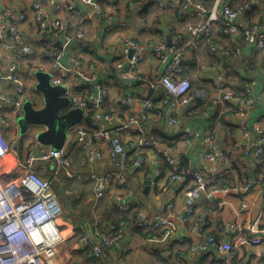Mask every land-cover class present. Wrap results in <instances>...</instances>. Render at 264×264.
Returning a JSON list of instances; mask_svg holds the SVG:
<instances>
[{"label": "built area", "instance_id": "1", "mask_svg": "<svg viewBox=\"0 0 264 264\" xmlns=\"http://www.w3.org/2000/svg\"><path fill=\"white\" fill-rule=\"evenodd\" d=\"M44 1H48L51 8L41 17L43 14L41 3ZM103 1L77 0L68 5H65L62 0H34L33 3L37 27L42 34H49V41L52 39L51 34L54 38V41H51L54 43L51 46L48 43L46 48V55L49 57L46 64L49 66L46 67L38 62L37 71L49 73L51 83L64 86L73 106L80 107L84 111L82 120L73 128L75 130L73 135L74 142L84 157V162L92 170L88 178L94 182L96 200L108 197L109 193V199L115 209L124 213L138 211L135 225L125 222L110 224L104 233H99L95 237L90 232L94 227L81 229L76 245L79 249H88L92 257L100 262L99 264H105L107 260L105 252L109 247H115L120 253L126 252L124 250L129 242L128 230L132 227L156 230L158 233L147 236L148 243L156 250L170 249L174 246L175 233L179 229L175 201L172 199V202H169V212L162 214L152 210H140L134 202L125 198L124 193L122 194V189L131 180L129 170L147 168L150 159L145 155L148 151L153 152L156 159L154 162L162 157L171 166L173 171L170 172L169 180L186 196L184 212L180 215L185 222L195 216L202 194L208 200H213L219 193H237L241 190L237 187L217 186L219 180L224 177L223 170L228 167L231 160L229 153L219 143L211 141L203 152V159L212 164V169L190 167L185 170L181 166L183 156L180 153H174L172 148L161 142L155 133H147L143 124L149 119L154 109L166 108L171 104L184 108L190 104L211 101L207 89L195 88L189 78L183 77L182 65L184 50L198 45L205 39L210 43L211 51H218V46L210 41L214 36V27L217 22L220 21L225 25L226 33H239L238 23L245 21L242 36L256 50L264 51V24L247 16L251 4L257 0H224V2L214 0L215 8L219 7L217 11L221 14V18L214 16L216 22L212 16L208 21L196 20L199 23L189 27L190 30L185 39L177 37L176 30H172L169 35L164 34L162 38L158 37L152 46L158 65L156 71H160L157 74H155L156 71L147 75L138 74L137 66L146 63L144 51L148 46L139 38H129L120 49V54L124 58V63L119 67L123 71V81L119 83L120 85H115L112 82L113 73L103 74L101 69L94 65L89 66L75 57L77 53L73 50L74 40L83 42L86 47L87 38L82 33L73 34L72 26L67 20V17L74 20L75 16H82L86 21L91 19L89 17L103 19L104 15L107 16ZM152 1L165 8L169 0ZM185 1L177 2L180 6L176 12L179 22L189 17ZM8 8L0 11V59L3 57V50L13 54L10 69L5 71L0 68V116L4 117L0 119V264H58L61 246L68 238L64 232V224L60 223V219L66 215L65 209L54 189L53 179L62 170L72 176L69 170L71 159L66 155L67 150L57 151L41 143L27 145L25 148L23 142L25 136H18L15 133L18 131L15 127L16 117H21L25 98L29 93L31 94L23 75V68L19 65L20 61H27V59L17 58L33 55L35 41L24 40L21 35L23 18H15L12 10ZM64 9L67 10L64 17L56 14H61ZM182 16L183 19H180ZM192 20L195 19L192 18ZM108 24L110 26L105 33L112 30L113 25L116 24L125 27L127 20L121 19L117 23L109 17ZM169 37H171V44L168 41ZM62 41L65 44L59 45L58 42ZM97 42L102 47L107 44L104 39H98ZM131 50L134 51L132 59L129 57ZM102 52L106 51L102 49ZM126 61H131L133 68L129 66L128 70H125ZM116 70L115 67L113 72ZM177 73L180 74L179 77ZM30 74L34 75V72L30 71ZM108 82H111L115 89L122 87L132 89L130 93L126 95L123 93L117 97L124 109L122 112L127 113L125 118L121 117V113L105 111L112 97L116 98ZM4 83H8L12 91H5ZM140 85L144 86L145 91L140 88L133 90ZM162 90L165 91V95L158 102V107L152 98L144 97L148 91L157 93ZM251 95L250 91V96L244 101L232 92L224 93L218 102L231 101L234 105L233 111L240 113L249 111L250 107L254 106L255 100ZM36 97L42 98V95H32L33 101L37 100ZM234 97L239 100L234 101ZM101 119L107 125H103ZM8 123L10 126H7ZM178 123V117L168 112L165 127L175 129ZM239 124L243 127L238 129L239 133L234 139V150L250 164L258 163L264 157V136L258 132L259 128L255 129L257 131H252L246 119ZM35 128H43V126H34ZM121 132L123 133L120 134ZM11 133L14 135L13 138L9 137ZM127 133L131 137L125 140L123 135ZM11 155H15L17 161L15 164L7 165L6 162ZM51 161L56 162V169L51 171L53 174H50V177H45L40 173L41 165ZM154 172L152 182L158 184L161 178H164V172L161 168ZM247 190L248 186H245L243 192ZM242 200L244 210L249 200L246 196H242ZM263 218L258 217L247 229L236 223L226 224L225 227L229 232L227 240L222 241L211 233L206 238H202L198 246H193L189 253L182 251L180 257L187 256L190 259L189 264H200V260L194 255L198 252L208 253L210 246H214L220 254L215 257L216 264H237V260H234L232 256L236 253L235 249L252 248L264 243V238L259 235L264 234ZM257 221H261L262 226H255ZM194 227L196 228L197 224ZM247 232L255 236L248 238ZM204 234L202 237H205ZM90 244L93 246V251L89 249ZM192 255L193 259H191ZM260 264H264V258Z\"/></svg>", "mask_w": 264, "mask_h": 264}, {"label": "crops", "instance_id": "2", "mask_svg": "<svg viewBox=\"0 0 264 264\" xmlns=\"http://www.w3.org/2000/svg\"><path fill=\"white\" fill-rule=\"evenodd\" d=\"M202 1L207 4L214 2V0ZM259 1L262 2V5L259 6L258 1L253 2L247 16L250 19L260 21L264 24V0ZM65 2L64 4L68 5L67 2L70 1L65 0ZM104 2L106 6L108 5L110 7L107 10L112 9L111 3L108 0H104ZM177 2L178 0H169L166 3L167 6H165L166 10H161V6L157 7L158 5L152 0H115L113 10L115 9L118 13L115 15L114 19L117 23L121 19H126L127 25L125 27H121L118 24L115 26L113 25V29L105 33L110 24H108V22L105 23L103 19H100V21L95 20L99 23V36H97L96 42L98 39H104L108 43V41L112 39L115 40L116 37L130 34L134 38L143 40L147 43L149 49H152L158 37L162 38L164 34L169 35L172 30H180L182 28V25L180 26L182 21L179 22L176 16V12L180 7ZM11 4L21 11V9H24L29 4V0H0V7L10 6ZM123 11H126L125 13H127L129 17H125ZM159 11L163 13L159 14ZM56 14L64 17L65 14H67V10L64 9L61 11V14ZM180 19H183V16L180 17ZM67 20L68 22L70 21L72 29L75 28L73 25L74 20L75 23H79V26H82L84 22H88L82 16H75L74 20H70L67 17ZM186 20L187 19H184L183 23H185ZM176 23L178 25H176ZM244 24L245 21H240L238 23L240 28L239 33H226L225 25L220 21L217 22L214 27V36L212 38V43L218 46V51L215 53L210 52L206 39L198 45L194 47L190 46L184 50V56H186L187 59H184L183 63V77L189 78L190 76L192 79L194 78L193 80L195 82L211 93V99L213 100H217L221 94V85L223 83L231 90L236 91L241 85L245 84L243 75L247 77L248 82L252 79H259L261 66H263L264 63V51L261 53L256 52L255 48L245 41L242 36ZM164 25L165 27H163V30L160 26ZM32 29L33 28H31V30ZM26 32L27 35L31 37L30 40L35 41L36 51L27 61H20L19 65L23 68V75L29 89L31 88L30 85H33L32 90L30 89L31 94H39L40 96L41 93L36 89V84L38 82L36 75L28 76L27 72L30 69L28 68L30 59H36L46 67L49 66V64H46L48 63L47 58H43L45 57L44 54H46V48L40 41V38L37 39L33 34L28 33V31ZM80 43L81 42L77 39L73 42V50L76 53H78L77 48L81 45ZM98 45L99 44L95 43V48L93 49V54L95 53L97 56L100 55V53L103 54L101 46L98 47ZM89 51H92V49ZM40 57L43 58V60ZM8 58L10 59L9 55L4 56L5 61H8ZM200 61H202L203 64L199 68L198 63ZM157 68L158 65L156 60H151L145 66V70L148 74L153 73ZM258 84V81L254 82L252 88L256 91L260 100L251 109V114L248 116L247 121L249 125L255 123L259 128L260 126L264 128V96L262 95V85ZM3 89L7 92L12 91L8 83H4ZM118 90L119 89L113 91L112 94L116 96V98L112 97L111 103L105 107V111L121 113V117L125 118L127 113L122 112L124 109L117 100V96L120 95ZM161 92H164L162 93L163 95ZM159 94L163 97L165 91L162 90L157 93L148 91L144 94V97L152 98L154 101ZM32 95L30 96L32 97ZM28 99L30 98L28 97ZM160 99L162 100V98ZM34 103L37 105V108L43 107L41 101L35 100ZM221 103L218 102L216 108L213 102H209L207 106H203L202 103L199 102L184 108L171 104L164 110L158 109L152 111L149 119L143 125L147 133H155L158 137H166L172 141L176 140L177 145L172 148V151L174 153H180L185 159V164L191 166L193 169H212V164L207 163L203 159V152L206 151L211 141L219 143L223 149L229 153L231 160L228 167L223 170L224 177L219 180L217 186L237 187L239 189L241 188V190L237 191V193H219L213 200H208L206 196L202 194L200 197L201 203L198 206L195 216L189 219L188 222H185L180 215L184 212L187 202L186 196L183 195L177 185L169 180L170 173H164V178H161L158 184L151 182L155 173L154 171L161 167L165 169V166H161L163 163L160 159L154 162L156 159H154L153 152L148 151L145 155L150 159L147 168L145 170H129L131 180L129 181L126 193H124L125 198L134 202L140 210H152L162 214L169 212V202H172L173 199L176 207V220L179 226L178 231L175 233L174 246L167 249L169 251L165 250L166 252H162V254L159 253L161 254L160 256L157 253L150 252V246L147 245L143 237L134 229H131L130 233L127 235L129 241L128 245L131 243L135 248V252H133L131 256L129 255L126 257L123 253H120L118 249L109 247L107 249V264H129L128 262L132 264H189L190 259L187 256L181 258L179 254H181L182 251L189 253V250L193 246H198L202 238H206L210 235L207 233H212V235L222 241L227 240L229 232L225 227L226 224L236 223L244 229H247L258 217H264V158L261 162L249 164L240 153L234 150L233 142L239 133V128L234 124V121L238 118L233 117V103H225L223 105ZM73 107L72 104V108ZM167 111L178 117L179 125L175 127V129H167L165 127ZM22 115H24V110ZM0 119H4V117L0 116ZM18 119L19 117H16L15 127L18 131L15 133L18 136H25L21 133ZM101 121L103 125H107L103 119H101ZM7 126H10V123H8ZM73 128L69 130L71 135L74 133V130H72ZM41 129L45 128L29 129L27 135L31 134L33 136L31 138L33 141L31 140L30 145L40 144L36 139V134ZM9 137L13 138L14 135L11 133ZM130 137L129 133L123 135V139L125 140ZM74 141L73 135L71 141L73 144L67 149L68 151L66 154L72 160V166L69 169L72 176L62 170L54 179L52 178L54 189L57 191L60 200H63L61 202L66 215L60 219V223L64 224V232L68 238L67 241L63 243V245L68 244V252L65 253V257L61 254L57 262L58 264H73L72 257L75 254L78 255V258L81 257V254L86 255L83 253L89 252V250L79 249L76 245V243H78V234L81 229L83 227H97V224L99 226L100 222H102V228L105 227L109 219H104V211L102 210L104 204H106L107 209L114 211L111 207L109 197H105L107 200L104 199L103 202L100 201L103 203L102 205L99 202L100 199L98 201L96 200L94 182L88 178V174L84 175L81 173L82 170H86L90 174L92 170H90L91 168L84 162V157L78 150ZM77 158L78 161L76 160ZM15 161H17V158L15 155H11L6 164H15ZM56 165L55 161L44 163L41 165L40 173L42 174L46 169V174H44L45 177L48 176V174H53L51 171L56 169ZM48 177H50V175ZM245 186H248V190L243 192ZM242 196H246L249 200L248 206L244 210L242 209ZM99 204L101 205L98 211L100 218L96 220L93 210L98 209L97 207ZM195 224H197L196 228L194 227ZM260 225L262 226L261 221L255 223V226ZM203 234L205 237H202ZM246 235L248 238L255 236L249 232H247ZM140 238H142L144 245H134V241H139ZM63 245L61 246V250ZM142 250L146 251L148 254L147 257L140 255ZM235 250L236 253L232 256H234V260H237V264H260L261 260L264 258V243L252 248L240 247ZM217 251L218 250L215 249L214 246H210L208 253L198 252L194 256L198 257L200 264H216L215 257L220 256ZM174 252L179 253L175 254ZM194 256L192 255L191 259H193ZM148 257H150V259H148ZM84 264H90V261L86 259V263Z\"/></svg>", "mask_w": 264, "mask_h": 264}, {"label": "rangeland", "instance_id": "3", "mask_svg": "<svg viewBox=\"0 0 264 264\" xmlns=\"http://www.w3.org/2000/svg\"><path fill=\"white\" fill-rule=\"evenodd\" d=\"M63 2H65V0H62ZM70 2H67V3H71V2H74V1H77V0H69ZM101 1H103V0H101ZM114 1L115 0H111V6H112V9H110V10H106V8H105V10H104V12H105V14L107 15L106 17H105V15H104V18H103V21L105 22V23H107L108 22V18L110 17L111 19H113V20H115L114 18H115V15L118 13L115 9L113 10V7H114ZM258 1V4H259V6L260 5H262V2L261 1H259V0H257ZM100 2V1H99ZM223 2H224V0H223ZM33 3H34V0H29V4L24 8V9H21V11H20V9L19 8H16V7H13V5L11 4L10 6H4V7H0V11L1 10H4L5 8H8V9H11L12 10V13H13V15H14V17L15 18H18V17H22L23 19V21H22V24H21V35H22V37L24 38V40L25 41H29V42H32L31 40H30V38L31 37H29L28 35H27V32L26 31H28V33H31V34H33L37 39L38 38H40V41L42 42V44L45 46V48H48V43H50V46L54 43V42H51L54 38H53V34H51L52 35V39H51V41H49V39H48V36H49V34H47V33H44V34H42V32L40 31V29L37 27V24H36V21H35V11H34V9H33ZM66 3V2H65ZM104 4H105V2H104ZM41 10H42V15H41V17H43V15H44V13H46V12H48L49 10H50V8H51V4L50 3H48V1H44V2H42L41 3ZM160 6V4L157 6V7H159ZM185 7L186 8H188V13H189V17L187 18V20L185 21V23H183V21H182V23L180 24V26L182 27L180 30H178V29H175L177 32H176V36L177 37H182V38H186V36H187V32L190 30V26H194V25H196L197 23H199L198 21H196V20H209V18H210V16H212V19L214 20V22H216L217 20H216V18L214 17V16H217L218 18H221V14L219 13V11H217V10H219V7L216 9L215 7H216V3L215 2H212L211 4H207L206 2H203L202 0H193V1H191V0H186L185 1ZM110 7L107 5V9H109ZM161 10H166L165 8H163V7H161L160 8ZM124 12V16L125 17H129V15L127 14V13H125L126 11H123ZM163 12L162 11H159V14H162ZM74 15H76V13L74 14ZM89 18H91V19H88L89 21L88 22H84L83 24H82V26H79V23H75V20H74V23H73V25H74V29H73V31H72V33L73 34H77V33H82V34H85L86 35V38H87V46L85 47V45H83V42H81L79 45L80 46H78V48H77V51L79 52L80 51V53H77L76 55H75V57H77L78 59H80V60H82V61H84V62H86L89 66L90 65H94V66H96L97 68H99V69H101L102 70V73L103 74H105V73H109V72H111V73H113L114 74V77L112 78V82H113V84H115V85H120L119 83L121 82V81H123L122 80V73H123V71H121L120 69H119V67L124 63V58L121 56V54H120V49H121V46L123 45V44H125V42L129 39V38H134V37H132V35H130V34H125L124 36H120V37H116L115 38V40H110V41H108V43L106 44V45H104L103 47L101 46V51H102V49H104L106 52L105 53H100V55H98L97 56V54H93V49L95 48V43L96 44H98V42H96V39H97V36H99V34H98V26H99V23H97L96 21H100V19L99 18H97L96 19V17H89ZM192 18L193 19H195V20H192ZM96 20V21H95ZM117 20H119V19H117ZM93 21H95V22H93ZM175 21H176V17H175ZM195 21V22H194ZM255 21H257V20H255ZM69 23H70V21H69ZM222 23V22H221ZM71 24V23H70ZM96 24V25H95ZM176 25H178L177 23H176ZM28 26V27H27ZM163 27H165V25L164 26H160V28H163ZM31 28H33L32 30H31ZM163 30H164V28H163ZM35 31V32H34ZM77 31H79V32H77ZM174 35V36H175ZM54 41V40H53ZM168 41H169V44H171V37H169L168 38ZM58 44L59 45H64L65 44V42L64 41H62V42H58ZM49 46V47H50ZM100 46V44L98 45V47ZM85 48V49H84ZM90 49H92V51H88V50H90ZM35 51L36 50H34V52H33V55H34V53H35ZM49 51V49L47 50V52ZM84 51H87V52H84ZM95 51H96V49H95ZM208 51V50H207ZM3 52V57L0 59V68H2L3 70H5V71H8L9 69H10V66L12 65V58H11V55H13L12 53H9V51L8 50H3L2 51ZM209 52V51H208ZM131 55L129 56L131 59L133 58V55H134V51L133 50H131ZM102 54V55H101ZM5 55H9L10 56V59L8 58V61H5L4 60V56ZM33 55H28V56H23V57H21V58H17V59H20V60H26V59H28V58H30V57H32ZM45 55V57H43V58H47V60L49 59V57L46 55V54H44ZM144 57H145V59H146V63L143 65V64H140V65H138L137 66V68H138V74H140V75H147L148 74V72L145 70V66L151 61V60H155L156 58H155V56H154V52H153V49H149V47L144 51ZM41 58V57H40ZM43 58H41L42 60H43ZM184 59H187L186 58V56H184ZM100 61V62H99ZM184 62V61H183ZM203 64V62L202 61H200L199 63H198V66H199V68H200V66ZM39 65V63H38V60H36V59H34V60H31L30 59V64L28 65V68H30L29 69V71L27 72V74H28V76H31V74H30V71H33L34 72V75H36V72H38L37 71V66ZM129 66H132V68H133V64H132V62L131 61H129V62H127V64L124 66V68H125V70H128V68H129ZM117 68V70L115 71V72H113V69L114 68ZM182 69H183V65H182ZM36 70V71H35ZM130 71V70H129ZM156 71V70H155ZM160 71H156L155 72V74H157V73H159ZM154 73V72H153ZM152 74V73H151ZM177 75H178V77L180 76V74L179 73H177ZM194 79V78H193ZM190 76H189V80H193ZM194 81V80H193ZM192 81V83L194 84V86H199V84L197 83V82H193ZM113 84L111 83V82H108V86H109V88H110V90L113 92V91H116V89L115 88H113ZM226 84L225 83H223L222 85H221V93H229V92H232V93H234L233 92V90H231L230 88H228L227 86H225ZM30 89L32 90V88H33V85H30ZM127 89L126 91L124 90V89ZM137 88H140V89H142L143 91H145V88H144V86H137V87H134V91H136V89ZM132 91V89H130V88H127V87H122V88H119V90H118V93L121 95V94H128V93H130ZM39 92V91H38ZM36 93V92H35ZM208 94H209V97H210V99H211V93L208 91ZM31 94L29 93V95H27V97L25 98V103H26V101L27 100H32L33 101V98L30 96ZM65 95L67 96V94H66V92H65ZM213 95V94H212ZM218 95V94H217ZM214 96V95H213ZM28 97L30 98V99H28ZM118 97V96H117ZM36 99H37V101H41L42 102V105H44V102H43V95H42V98L41 97H36ZM247 98H244L243 100L245 101ZM233 100L234 101H238L239 99L238 98H236V97H234L233 98ZM210 102V101H209ZM209 102L207 101V102H205V103H203L202 105L203 106H207L208 104H209ZM33 103H34V101H33ZM213 103H215V108L218 106V101H216V100H214L213 101ZM221 103V102H220ZM225 103H230L231 104V101H229V102H227V101H222V105L223 104H225ZM240 103V102H239ZM244 103H246V102H244ZM161 105H164V103H160ZM25 105V104H24ZM35 105V104H34ZM157 105V107H158V104H156ZM191 105H193V104H190V105H188V106H191ZM240 105H241V103H240ZM39 107V106H38ZM254 106H251L250 107V109H249V111H243V112H240V113H238V112H236V110L234 111V113H235V115L233 116V117H237L238 119L236 120V121H234V124H236L237 125V127L238 128H242L243 126H241L239 123L240 122H242V121H245V119L247 120L248 119V116H250V112H251V109L253 108ZM155 110V109H154ZM260 124V123H259ZM254 125H255V123H254ZM255 127L256 128H259L258 127V125L256 126L255 125ZM44 128V127H43ZM30 129H34V126L33 127H31ZM44 129H41L40 131H43ZM72 130H74V129H72ZM39 131V132H40ZM75 131V130H74ZM252 131H257V130H252ZM258 132L262 135V136H264V128H262V126H260V128H259V130H258ZM35 136V135H34ZM33 136L30 134H25V141H23L25 144H24V147L26 148L27 147V145L29 144L30 145V143H31V138H32ZM72 139H73V135H69V138H68V140H67V144H65V146L63 147V150H64V152H65V150H67L68 148H70V146H71V144H73V143H71V141H72ZM33 141V140H32ZM79 150V149H78ZM23 152H24V149L22 150ZM68 151V150H67ZM80 151V150H79ZM63 152V153H64ZM264 158V157H263ZM77 161H78V158L76 159ZM70 163H71V165L70 166H72V160H70ZM47 165V164H46ZM42 172V171H41ZM42 174L44 175V174H46V169H45V172L43 171L42 172ZM50 174H48V176H49ZM47 176V177H48ZM128 184H129V182H128ZM128 184L125 186V188H123L122 189V194L123 193H126V190H127V187H128ZM108 195V197H109V193L107 194ZM125 195V194H124ZM110 200V204H111V206L113 207V205H112V203H111V199H109ZM61 201H63L62 199H61ZM114 208V207H113ZM98 211H99V209H94L93 210V212H94V218L96 219V220H98L100 217H99V215H98ZM94 227V226H93ZM109 227V225L104 229V230H100L98 227H94V229H92V231H90L91 232V234H93L94 235V237L95 236H98V234L99 233H104L106 230H107V228ZM131 229H135V228H130L129 230H128V233H130V231H131ZM147 231V230H146ZM93 237V238H94ZM143 239H144V241L147 243V245L148 246H150V252H155V251H159V253H162V252H166L165 250H167V249H163V250H156V249H154V248H152L151 247V245L148 243V241H147V237H143ZM137 244H140L141 246H143L144 244H143V240H142V238H140L139 239V241L137 240V241H134V245H137ZM89 249H91L92 251H93V246L90 244V246H89ZM174 250H176V249H174ZM124 251H126V252H123V255H125L126 257L127 256H131V254L133 253V252H135V248H134V246L130 243L129 245L128 244H126V248H125V250ZM167 251H169V250H167ZM68 252V244H65V245H63V247H62V250H61V254H62V256L63 257H65V253H67ZM158 253V254H159ZM175 254H178V253H176V252H174ZM141 256L143 255L144 257H147V253H146V251H143L142 250V252H141V254H140ZM73 264H84V263H86L84 260H82V257H80V258H78V255H74L73 257ZM75 258H78V259H75ZM148 259H150V257H148ZM75 260V261H74ZM129 264H132V263H130V262H128ZM161 263V262H160Z\"/></svg>", "mask_w": 264, "mask_h": 264}, {"label": "water", "instance_id": "4", "mask_svg": "<svg viewBox=\"0 0 264 264\" xmlns=\"http://www.w3.org/2000/svg\"><path fill=\"white\" fill-rule=\"evenodd\" d=\"M36 77V89L43 95L44 105L37 108L32 100L26 101L24 115L18 119L20 130L25 135L31 126H43L45 129L36 134V139L59 151L67 143L69 130L82 120L84 111L80 107L72 108V100L65 95V87L53 85L49 73L38 71ZM259 235L264 237L263 233Z\"/></svg>", "mask_w": 264, "mask_h": 264}, {"label": "trees", "instance_id": "5", "mask_svg": "<svg viewBox=\"0 0 264 264\" xmlns=\"http://www.w3.org/2000/svg\"><path fill=\"white\" fill-rule=\"evenodd\" d=\"M110 3H111V0H108ZM103 3H104V1H103ZM104 8H106L107 9V6L104 4ZM223 24V23H222ZM224 25V24H223ZM245 39V38H244ZM211 42H213V39H211L210 40ZM246 41V40H245ZM209 44L210 43H208V46H209ZM250 45H252V44H250ZM253 46V45H252ZM254 47V46H253ZM255 48V47H254ZM256 50V49H255ZM210 52H213V51H211L210 50ZM256 52H258V53H261V52H263V51H258V50H256ZM213 53H215V52H213ZM262 68H261V71H260V76H259V79H256V80H251V81H247V77L246 76H244L243 75V79H244V83H242V84H244V85H241V87L239 88V89H237L236 91H234L233 90V94L234 95H236V96H239V97H241V98H247L248 96H250V91H251V97L255 100L254 101V106L259 102V100H260V97L258 96V94L256 93V91H254V89L252 88L253 87V83L254 82H256V81H258V83L259 84H261L262 85V89H263V93H262V95L264 96V63H263V66H261ZM182 74H183V72H182ZM185 78H188V77H185ZM192 82V81H191ZM248 82V83H247ZM193 84V83H192ZM258 84V85H259ZM194 85V84H193ZM195 88H201L202 86L201 85H199V86H194ZM204 88V87H203ZM206 89V88H205ZM162 93H164V92H161V94ZM161 94H159L156 98H155V100H154V102L156 103V104H158V102L160 101V98H162V95ZM161 96V97H160ZM224 96V94L223 93H221L220 95H219V97H218V99L216 100V101H220L221 99H222V97ZM158 99V100H157ZM214 100L213 99H211V101L210 102H213ZM248 108V107H247ZM158 109H160V110H164L165 109V107H161V108H157V109H155L154 111H156V110H158ZM249 109V108H248ZM249 128L250 129H253V130H255L256 129V127L254 126V123H252L251 125H249ZM236 133H237V131H236ZM236 133H234V134H236ZM159 139L161 140V142H163V143H165L167 146H169V147H171V148H173V147H176V145H177V141L175 140H171V139H167L166 137L164 138V137H159ZM159 159H160V161H162V165L161 166H165V169L164 168H162V170H163V172L164 173H166V174H168V173H170V172H172L173 170H172V168H171V166L166 162V160L164 159V158H162V157H159ZM185 159L183 158L182 159V163H181V166H182V168L183 169H185V170H188L191 166H189V165H186L185 164V161H184ZM247 162H248V160L247 159H245ZM263 160V158L259 161V162H261ZM249 163V162H248ZM250 164V163H249ZM256 164V163H255ZM81 173H83L84 175H89V173L86 171V170H82V172ZM168 176V175H167ZM84 185H87V184H84ZM104 199L105 198H103V199H100L99 200V202L101 201V202H103L104 201ZM105 200H107V199H105ZM100 202V204L102 205L103 203H101ZM99 204V205H100ZM98 205V209L99 208H101V205L99 206ZM104 207L102 208V210L104 211V213H103V216H104V219H109V221H107L106 222V224H105V227L104 228H102V222H100L99 223V226H98V224H97V227L100 229V230H103V229H105L108 225H110V224H121L122 222H125V223H128V224H134L135 223V220H136V217H137V214H138V211H134V212H130V213H124V212H120L119 210H115V208H113L112 206V209L114 210V211H111V210H109V209H107V207H106V204H104L103 205ZM96 222V221H95ZM199 223V222H198ZM135 225V224H134ZM139 235H141L142 237H147V236H149V235H151V234H153V233H158L156 230H144V229H141V228H135L134 229ZM209 234H211V233H209ZM112 248V247H111ZM113 248H115V247H113ZM154 253H159V251H155ZM83 254H86V255H80L81 257H82V259L86 262V259L87 260H89L90 261V264H99L100 262L95 258V257H92V255L90 254V252H86V253H83ZM162 254V253H161ZM161 254H159L160 256H161ZM180 255V254H179ZM105 256L107 257V251L105 252ZM105 264H107V260H106V262H105Z\"/></svg>", "mask_w": 264, "mask_h": 264}]
</instances>
